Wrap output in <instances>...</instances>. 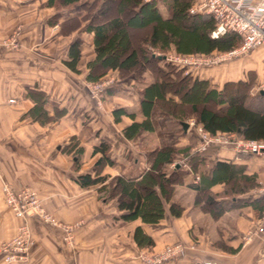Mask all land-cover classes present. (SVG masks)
Returning <instances> with one entry per match:
<instances>
[{"label": "crops", "instance_id": "1", "mask_svg": "<svg viewBox=\"0 0 264 264\" xmlns=\"http://www.w3.org/2000/svg\"><path fill=\"white\" fill-rule=\"evenodd\" d=\"M47 1L0 0V172L2 181L12 189L33 190L44 209L60 225L75 224V228L69 245L62 240L60 230L45 226L36 218L25 219L35 244L27 262L20 264H140L136 258L139 252L155 253L174 243L183 244L186 250L181 258L165 264H264V235L246 244L240 239L264 211V200L255 199L259 195L250 197L253 190L235 198L218 197L216 201L222 200L231 207L213 220L208 214L207 220L212 224L208 231L204 225L192 224L190 214L199 215L200 208L193 205L194 192L185 186L190 176H185L183 184L174 188L171 198V202L183 209L181 216L170 217L164 205V217L154 225L120 220L113 201H101L95 188L82 189L76 184L77 176L91 172L98 157H92L91 151L100 141L109 145L107 155L116 165L105 166L102 175L134 176L145 169L143 153L121 135L131 120L120 117L114 123L111 111L124 108L133 113L136 123L143 117L138 114V97L132 90V81L128 78L118 81L114 72L111 77L108 74L102 78L112 80V94L102 93L98 104L90 98V83L84 80L85 64L93 58L91 36L83 32L87 22L78 20L81 12L77 11L57 22L50 21L56 12L46 6ZM112 3L111 16L105 19L102 15L99 23L116 16L115 1ZM15 33L17 49L5 47L4 41ZM76 39L81 45L77 72L73 73L65 62L69 47ZM249 58L245 63H253ZM259 63L264 70L262 62ZM220 66L207 68L203 74L201 70L184 74L207 80L216 90L225 82L241 79L235 65L223 69ZM28 89L46 95L44 109L49 116L55 111L64 112L63 116L44 125L21 118L34 106V101L27 97ZM191 122L194 124L193 120L182 122L187 128L176 138L166 132V122L158 119L156 129L163 133L162 137L155 132L149 136L148 146L159 141L177 147L190 145ZM71 139L82 149L77 170L73 167L76 159L72 153L64 151ZM134 157L136 162L130 164L128 158ZM203 157L205 169L215 161L229 162L242 167L245 175H254L258 184L264 183V157L235 155L231 150L215 147L207 149ZM179 190L186 192L188 204L183 202L185 193L179 195ZM210 191L219 194L222 186H213ZM21 223L22 220L13 218L6 210L0 192V243L12 237ZM136 227L151 239L150 246H136L132 239ZM0 264H4L1 256Z\"/></svg>", "mask_w": 264, "mask_h": 264}, {"label": "trees", "instance_id": "2", "mask_svg": "<svg viewBox=\"0 0 264 264\" xmlns=\"http://www.w3.org/2000/svg\"><path fill=\"white\" fill-rule=\"evenodd\" d=\"M110 4L112 0H48L46 6L56 12L50 21L57 22L77 11L81 12L78 20L87 22L83 32L91 36L93 58L85 64L86 82L97 83L112 72L118 81L126 78L132 81V90L138 97V114L143 120L134 122L133 113L124 108L112 110L111 115L114 123L120 117L131 120L121 130V135L135 150L143 153L145 169L134 176L102 175L105 166L116 165L107 155L109 145L100 141L91 151L92 157L98 155L91 172L77 176L76 184L82 189L95 188L101 201H113L120 220H139L142 224L154 225L164 217V205L170 217L181 216L183 209L171 202V198L174 188L183 184L185 176H190L185 186L194 192L193 205L200 210H215L208 213L218 218L231 206L216 199L235 198L254 190L257 187L255 176L245 175L242 167L223 161H215L205 169L203 155H191L190 145L177 147L159 141L148 146L151 144L149 136L156 132L162 137L163 133L156 129L157 120L162 119L166 122L167 133L181 137V123L192 119L194 125L210 135L234 134L244 140L264 141V96L250 97L247 92L252 86L242 79L225 82L216 90L209 81L184 74L182 68L165 63L155 55L206 56L225 52L239 45V37L226 32L210 39L214 21L209 15L189 14L193 0H115V17L98 24L90 22L93 17L104 15ZM160 7L165 17L159 13ZM133 33L138 36L132 38ZM80 45L81 41L76 39L68 50L65 66L73 73L77 72ZM111 88L104 89L103 94L111 95ZM27 97L34 101V106L21 116L23 119L44 125L64 114L55 111L53 116L48 115L44 109L47 97L43 92L28 89ZM70 142L64 151L72 153L76 159L73 167L77 170L82 149L74 139ZM128 161L135 163L136 157ZM176 163L179 166L170 169ZM216 185L222 186L219 194L210 191ZM260 198L264 200L263 196L255 197ZM132 239L137 247L152 244L138 227Z\"/></svg>", "mask_w": 264, "mask_h": 264}, {"label": "built area", "instance_id": "3", "mask_svg": "<svg viewBox=\"0 0 264 264\" xmlns=\"http://www.w3.org/2000/svg\"><path fill=\"white\" fill-rule=\"evenodd\" d=\"M188 13L211 16L214 21V29L209 33L210 39H216L226 32H230L239 37L240 43L237 47L228 51L206 56H180L173 53L155 55L165 63L189 72L224 65L256 50H261V61L264 65V0H193ZM17 37L16 33L13 34L4 41L3 45L10 49H17ZM111 82L112 80L106 78L97 83H90L88 85L90 98L98 104L100 95L104 89L110 87ZM255 92L257 94L264 93V74L257 84ZM190 125L194 128L197 137L196 144L190 150L191 154L203 155L207 149L215 147L231 150L235 155L264 157V141L244 140L234 134L216 133L210 135L192 122ZM175 165L179 166V163ZM175 165H171V167L174 168ZM0 180L5 203L15 217L25 219L28 216H37L47 223H53L50 216L44 214L39 208V202L33 192L24 188L21 191L13 190L7 182L2 181L1 172ZM254 191L256 195L264 197V183L258 184ZM66 227L68 237L64 240L72 241V229L75 226ZM263 235L264 211L258 216L254 225L241 235L240 239L243 244H246L254 238L263 237ZM33 244L30 229L27 225H24L14 239L2 245L3 263L18 264L27 262ZM184 252V247L179 243H175L165 245L161 252L151 258L142 255H136V258L142 264H164L181 258Z\"/></svg>", "mask_w": 264, "mask_h": 264}, {"label": "rangeland", "instance_id": "4", "mask_svg": "<svg viewBox=\"0 0 264 264\" xmlns=\"http://www.w3.org/2000/svg\"><path fill=\"white\" fill-rule=\"evenodd\" d=\"M113 1H115V0H112V2ZM113 4L114 3H112V4H110V8H109V10L106 12V14L105 15H103V18H107V17H109V16H111V14H112V11H113ZM160 14H161V16L162 17H165L166 15H165V12H164V10L163 9H160ZM97 18V19H96ZM100 18H102L101 16H97V17H93L91 20H93V24H98L99 23V21H100ZM98 20V22H95V21H97ZM13 35V34H12ZM136 36H138L137 34H135V33H133L132 34V38H136ZM11 37V36H10ZM171 51V50H170ZM217 53V52H216ZM168 54V53H167ZM169 54H171V53H169ZM261 54H262V51L261 50H256V51H254L253 52V56L251 55V53L250 54H248V55H246V56H244V57H242V58H238V59H236V60H233V61H231V62H228L227 64H225V66L224 65H221L220 67H221V69H223L224 67H228L229 65H235V67L237 68V70L239 71V72H241V75H240V77L239 78H241L242 80H244V81H248L249 82V84H251V88H249V90H248V95L250 96V97H254L255 95H258L257 94V92H255V89H256V86H257V84L259 83V81L261 80V77H262V73H263V68L261 67V66H258V65H260V63L259 62H262L261 61ZM251 56V57H250ZM250 57V58H249ZM247 58H249L250 60L252 59V61H253V63L252 62H246L245 63V60L247 59ZM245 64H247L246 66H245ZM250 65H253V66H250ZM206 71V69H201V74H203V72H205ZM185 72V71H184ZM194 73V72H198V70H191L190 71V73ZM188 73V72H187ZM113 74V73H112ZM112 74H109V76L108 77H111V75ZM247 75V76H246ZM261 75V76H260ZM106 79V78H105ZM248 82H247V84H248ZM116 83V82H115ZM189 120H192V119H189ZM188 135H189V137H190V142H189V144H190V148H192L195 144H196V140H197V137H196V134H195V131H194V129H193V127H191V130L188 132ZM194 155V154H193ZM245 157H250V156H245ZM136 166V165H135ZM133 167H134V165H133ZM0 182H1V180H0ZM257 187H258V180H257ZM256 187V188H257ZM255 188V189H256ZM1 189V188H0ZM21 189H23V188H18V189H13V190H15V191H21ZM24 189H29V188H24ZM254 189V190H255ZM31 192H33L34 194H35V196L37 197V195H36V193L33 191V190H31V189H29ZM253 190V193H252V195L250 196V197H252V196H255L256 195V193H255V191ZM0 192H1V196H2V201H3V205H4V207L6 208V210L10 213V215L13 217V218H15V219H19V220H22V223L21 224H19L17 227H16V229H15V233H14V235L12 236V237H10L9 239H6V240H4V241H2L1 243H0V256H1V260H2V262H3V259H2V254H1V248H2V245L3 244H5V243H8V242H10L12 239H14L15 237H16V235H17V233H18V231L20 230V228L21 227H23L24 225H27L28 226V224L27 223H25V219H28V218H36L38 221H41V223H43L45 226H48V227H50V228H54V229H58V230H60L61 232H62V240L66 243V244H69V245H71L72 244V241L70 240V241H68V239H67V241H65L64 239H66L67 237H68V229H67V227L66 226H75V224L74 225H60L58 222H56L55 220H54V218L52 217V215L51 214H49L45 209H44V207H43V205L41 204V201H40V199L37 197V200H38V202H39V208L42 210V212L44 213V214H46V215H49L50 216V219L53 221V223H47V222H45L44 220H42L40 217H37V216H28L27 218H25L24 219V222H23V218H17V217H15L14 215H13V213L9 210V208L7 207V205H6V203H5V200H4V195H3V192H2V190H0ZM183 193H185V194H183ZM178 194L179 195H181V194H183L182 195V197H184L183 198V202L185 203V204H188V199H187V194H186V192H182L181 190H179L178 191ZM197 209V208H196ZM198 210V209H197ZM212 211V212H215V210H212L211 208H204V210H200V214L198 215H191L190 214V217H191V219H192V224H194V225H196V226H198V227H201L202 225H204L205 226V228L206 229H208V231H211V228H212V224H211V222H209V221H211V220H207V216H208V211ZM199 211V210H198ZM210 219H214L213 217H210ZM210 223V224H209ZM60 225V226H59ZM28 229H30L29 228V226H28ZM73 230H74V228L72 229V232H73ZM71 233V232H70ZM32 240H33V238H32ZM252 241V240H251ZM33 243H34V240H33ZM35 244V243H34ZM34 244H33V246H34ZM175 244V243H174ZM179 244H181V243H179ZM170 245H173V244H170ZM183 247H184V251L186 250V248H185V246L183 245V244H181ZM32 246V247H33ZM164 248V246L163 247H161L157 252H155V253H146V252H143V251H141V252H139L137 255H142V256H146V257H149V258H151V257H153V256H155L156 254H158L159 252H161L162 251V249ZM32 249V248H31ZM31 251V250H30ZM30 253V252H29ZM29 257V256H28ZM138 260V259H137ZM139 261V260H138ZM139 263L140 264H142V262L141 261H139ZM166 263H168V262H166ZM5 264V263H4ZM15 264H17V263H15ZM18 264H20V263H18ZM165 264V263H164Z\"/></svg>", "mask_w": 264, "mask_h": 264}, {"label": "water", "instance_id": "5", "mask_svg": "<svg viewBox=\"0 0 264 264\" xmlns=\"http://www.w3.org/2000/svg\"><path fill=\"white\" fill-rule=\"evenodd\" d=\"M260 95H264V93H260ZM181 128H182V130L184 132L186 130V128H187V124L186 123H181ZM177 167H178V165H175L174 168H177Z\"/></svg>", "mask_w": 264, "mask_h": 264}]
</instances>
